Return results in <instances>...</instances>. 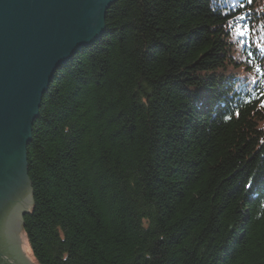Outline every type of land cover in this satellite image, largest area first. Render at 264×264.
Returning a JSON list of instances; mask_svg holds the SVG:
<instances>
[{
	"label": "trees",
	"instance_id": "obj_1",
	"mask_svg": "<svg viewBox=\"0 0 264 264\" xmlns=\"http://www.w3.org/2000/svg\"><path fill=\"white\" fill-rule=\"evenodd\" d=\"M27 152L36 264H264V0H119Z\"/></svg>",
	"mask_w": 264,
	"mask_h": 264
},
{
	"label": "water",
	"instance_id": "obj_2",
	"mask_svg": "<svg viewBox=\"0 0 264 264\" xmlns=\"http://www.w3.org/2000/svg\"><path fill=\"white\" fill-rule=\"evenodd\" d=\"M119 0H0V243L17 212L28 260L35 263L23 218L33 204L28 145L60 70L106 33Z\"/></svg>",
	"mask_w": 264,
	"mask_h": 264
},
{
	"label": "flooded vegetation",
	"instance_id": "obj_3",
	"mask_svg": "<svg viewBox=\"0 0 264 264\" xmlns=\"http://www.w3.org/2000/svg\"><path fill=\"white\" fill-rule=\"evenodd\" d=\"M22 216L17 212L6 227V243H0V264H33L23 250L21 233Z\"/></svg>",
	"mask_w": 264,
	"mask_h": 264
},
{
	"label": "snow or ice",
	"instance_id": "obj_4",
	"mask_svg": "<svg viewBox=\"0 0 264 264\" xmlns=\"http://www.w3.org/2000/svg\"><path fill=\"white\" fill-rule=\"evenodd\" d=\"M247 3L251 4L252 3V0H247Z\"/></svg>",
	"mask_w": 264,
	"mask_h": 264
}]
</instances>
